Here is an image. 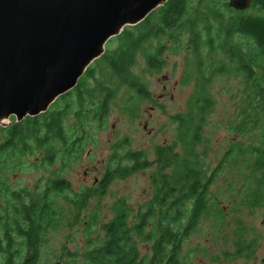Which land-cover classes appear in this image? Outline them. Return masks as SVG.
<instances>
[{
	"label": "trees",
	"instance_id": "16d2710c",
	"mask_svg": "<svg viewBox=\"0 0 264 264\" xmlns=\"http://www.w3.org/2000/svg\"><path fill=\"white\" fill-rule=\"evenodd\" d=\"M184 36L186 45L192 49L197 76L185 109L172 115L177 122L175 138L182 152L174 150L175 140L157 146L159 170L147 207L130 224L125 208L118 206L114 216L102 225L105 236L101 244L86 253L83 264L177 263L182 242L206 211L208 188L220 169V165L214 168L206 165L194 152L206 117L214 106L208 88L215 75H241L243 106L238 108L239 119L232 128L239 135L252 132L254 136L260 135L255 143L236 141L230 145L220 162L227 157H233L234 161L243 155L255 173L254 182L251 181L253 194L257 202H264V0H251L243 10L229 7L227 0H166L141 21L125 25L106 41L104 52L86 67L76 84L45 111L18 121L10 116L8 124L0 125V161L7 168L12 162L14 167L19 165L21 155L27 153L37 152L36 156L39 153L37 158L46 163L57 158L66 162L79 154L84 139L76 130H71L74 135L66 130L64 120L69 111L73 110L81 124L90 115L102 126L108 102L120 86L127 88V100L133 104L148 97L146 85L131 72L136 55H143L148 68L160 70L167 45L151 44L152 40L165 38L172 43ZM112 41L116 43L110 47ZM216 54L220 57L216 58ZM96 70L105 73V82L110 85L96 80ZM89 78H94V87L87 82ZM126 155L133 162L117 167L115 172L119 175L148 164L146 159L138 161L139 151H129ZM111 174L108 170L100 185ZM5 179L0 176V264H37L40 236L52 221L49 194L68 186L54 175L43 190L31 195L23 189L10 190ZM6 195L10 196L7 200ZM154 217L157 222L149 223L151 229L144 232L148 220ZM135 233L150 241L148 255L139 254L132 235Z\"/></svg>",
	"mask_w": 264,
	"mask_h": 264
},
{
	"label": "rangeland",
	"instance_id": "374dc122",
	"mask_svg": "<svg viewBox=\"0 0 264 264\" xmlns=\"http://www.w3.org/2000/svg\"><path fill=\"white\" fill-rule=\"evenodd\" d=\"M152 42L167 45L162 53L161 69L148 68L141 53L136 55L131 67V72L146 85L148 97L133 104L127 100V88L120 86L108 102L102 126L90 115H86L82 124L73 110L66 115V130H76L83 136L79 154L66 162L57 158L46 163L37 158L39 153L37 156V152L27 153L21 155L19 165L14 167L12 162L7 168L0 161V176L7 178L10 190L23 189L35 195L54 175L68 186L49 194L52 221L40 236L37 264H83L86 253L101 244L105 236L102 225L114 216L118 206L125 208L130 224L147 207L159 170L157 146L175 140L174 150L182 152L175 138L177 122L172 115L185 109L193 91L197 76L194 56L185 36L179 42L169 43L165 38ZM115 43L112 41L110 47ZM94 75L99 83L110 85L101 70H96ZM87 82L91 87L96 84L94 78ZM208 89L215 102L194 152L206 165L212 168L220 165V169L209 185L206 211L182 242L176 264H264V202H257L253 194L255 173L243 155L234 161L233 157H227L220 162L236 141L255 143L260 136H254L253 132L239 135L232 128L239 119L238 108L243 106L241 75H215ZM85 100L90 102L88 97ZM9 122L10 117H6L0 125ZM129 151H139L138 161L146 159L148 164L119 175L115 172L117 167L133 162L126 155ZM108 170L112 174L107 175L110 178L101 187L100 181ZM9 197L6 195V200ZM154 218L148 220L144 232L151 229L149 223L157 222V217ZM132 235L139 254L148 255L150 241L142 240L136 233Z\"/></svg>",
	"mask_w": 264,
	"mask_h": 264
},
{
	"label": "water",
	"instance_id": "95a60500",
	"mask_svg": "<svg viewBox=\"0 0 264 264\" xmlns=\"http://www.w3.org/2000/svg\"><path fill=\"white\" fill-rule=\"evenodd\" d=\"M166 0H0V122L45 111L108 39ZM251 0H227L235 10Z\"/></svg>",
	"mask_w": 264,
	"mask_h": 264
}]
</instances>
